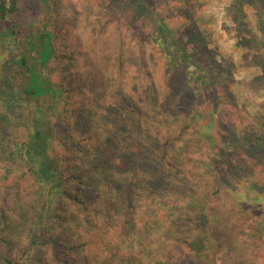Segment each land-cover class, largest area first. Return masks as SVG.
Segmentation results:
<instances>
[{
	"label": "trees",
	"instance_id": "obj_1",
	"mask_svg": "<svg viewBox=\"0 0 264 264\" xmlns=\"http://www.w3.org/2000/svg\"><path fill=\"white\" fill-rule=\"evenodd\" d=\"M119 2L128 24L141 25V41L165 55L161 81L141 52L133 79L125 77L120 48L115 63L96 67L90 60L81 71L76 56L56 50V0H0V200L12 191L15 204L33 209L35 227L15 259L0 238L2 262L22 264L38 242L51 250L49 264H264V102L251 115L242 111L231 133L216 136L228 114L213 93L229 87L231 74L214 59L209 67L196 61L149 0L108 3ZM243 3L255 8L263 30L264 0H235L237 32L245 28ZM92 33L88 50L96 58L100 43ZM73 39L78 46L79 37ZM238 44L242 57L254 53L240 35ZM112 68L120 86L142 81V97H110L100 75ZM189 92L194 97L184 114ZM202 95H213L214 103L200 124ZM100 110L108 117L103 127ZM125 119V133L150 134L142 143H121L116 156L102 135Z\"/></svg>",
	"mask_w": 264,
	"mask_h": 264
},
{
	"label": "rangeland",
	"instance_id": "obj_2",
	"mask_svg": "<svg viewBox=\"0 0 264 264\" xmlns=\"http://www.w3.org/2000/svg\"><path fill=\"white\" fill-rule=\"evenodd\" d=\"M108 2L109 0L102 2L99 0H56L60 19V32L56 42L57 52L67 56H76L81 71H85L84 63L89 65L90 60L95 61L96 67L108 63L107 60L115 63L116 53L119 52L120 48V60L124 64V71L128 73H125V77L131 80L133 79L131 71L134 72L133 66L138 57L135 52H141L143 61L153 67L152 73L155 79L161 81L163 75H167L163 73L166 72L165 67H168L165 55L160 53L153 43L141 41V30L143 29H140L139 26L141 25L130 26L128 24V10H124L123 2H119L118 6ZM234 2L235 0H149L150 5L163 15L167 27L181 40L188 51H191L196 61L203 64L204 67H209L214 59L219 68L231 74L229 87L217 86L213 93L218 98V102L221 103V112L228 114V121L215 127L216 136L218 133L222 135L231 133L233 125L240 122L242 111H248L251 115L259 111V105L264 102V76H262L264 69V27L263 30L260 29L255 8L243 3L245 28L240 33L237 32V25L231 20L233 15V6L231 5ZM228 7L230 9L227 11ZM260 19L264 24V15ZM90 27L94 28L91 30ZM92 31L94 40L97 39V42L100 43L95 48L98 52L96 58L93 56V52L88 50V42L90 41L88 35H91ZM197 32L199 34L196 36ZM239 35L242 36L248 46L254 48L253 54L248 52L246 57L241 56L244 50H241L243 46H238ZM74 36L79 37V44L83 43L84 51L78 50L79 44L78 46L74 44ZM250 36H254V42ZM5 41L8 42V40ZM2 51H0V67L5 59ZM78 51H81V57L78 56ZM260 63L263 64V68L260 67ZM54 66L51 67V73L55 80L58 71ZM173 74L176 76L177 82H182L181 72L177 71ZM100 76L106 80L110 97L114 99L126 97L137 101L144 94L142 81H137L133 89L128 84L118 85L121 76H117L113 68ZM171 88L173 90V87ZM213 95H202L199 99L198 104L202 109L198 120L200 124L206 122V113L214 103ZM193 97L192 92H189V97H186L182 102V113H187L188 103ZM109 99L106 101L109 102ZM105 103L107 104V102ZM178 111L180 109L176 112ZM103 112L101 110L96 112L100 127H103L104 122L108 121V117H103ZM213 116L217 119L215 112ZM129 124L130 121L128 122L127 119L116 128L112 127L113 124H109L107 128L111 130L102 135L101 141L107 143L108 149L113 150L116 156L121 155V151L118 150L121 143H142L147 140V136L150 134L149 131L147 133L141 132L138 136L133 130L125 133L124 131ZM10 197L13 198L12 191L7 192L6 200H0V238L12 245L9 257L15 259L16 252L20 248L28 247V239L31 233L33 236L35 235V227L31 225L33 209L26 210L25 206L22 208L21 204H15ZM22 209L25 212H21ZM2 244L3 242H0V264H4L2 258L6 251V246ZM59 245V251H65V247L62 244ZM35 248L39 249L36 250ZM50 257L51 250L36 242L24 257L25 259L22 260V264L27 262L26 259L33 262V258L41 261V263L49 264ZM50 264L55 263L50 260Z\"/></svg>",
	"mask_w": 264,
	"mask_h": 264
}]
</instances>
